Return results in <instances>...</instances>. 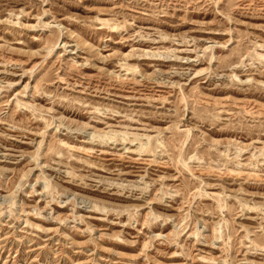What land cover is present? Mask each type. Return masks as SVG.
Instances as JSON below:
<instances>
[{"label": "rangeland", "instance_id": "obj_1", "mask_svg": "<svg viewBox=\"0 0 264 264\" xmlns=\"http://www.w3.org/2000/svg\"><path fill=\"white\" fill-rule=\"evenodd\" d=\"M0 264H264V0H0Z\"/></svg>", "mask_w": 264, "mask_h": 264}, {"label": "bare ground", "instance_id": "obj_2", "mask_svg": "<svg viewBox=\"0 0 264 264\" xmlns=\"http://www.w3.org/2000/svg\"><path fill=\"white\" fill-rule=\"evenodd\" d=\"M124 137V136H123ZM136 137V136H135ZM150 139V138H149Z\"/></svg>", "mask_w": 264, "mask_h": 264}]
</instances>
